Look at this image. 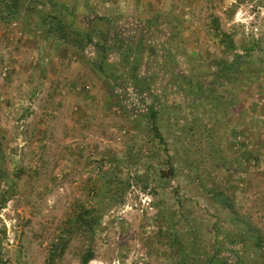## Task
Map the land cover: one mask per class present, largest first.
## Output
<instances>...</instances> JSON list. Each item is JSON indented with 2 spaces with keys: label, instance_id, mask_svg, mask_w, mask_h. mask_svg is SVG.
<instances>
[{
  "label": "rangeland",
  "instance_id": "374dc122",
  "mask_svg": "<svg viewBox=\"0 0 264 264\" xmlns=\"http://www.w3.org/2000/svg\"><path fill=\"white\" fill-rule=\"evenodd\" d=\"M12 2L0 264H264V0Z\"/></svg>",
  "mask_w": 264,
  "mask_h": 264
},
{
  "label": "trees",
  "instance_id": "16d2710c",
  "mask_svg": "<svg viewBox=\"0 0 264 264\" xmlns=\"http://www.w3.org/2000/svg\"><path fill=\"white\" fill-rule=\"evenodd\" d=\"M14 3L12 6L9 5V6H6V9H8L9 7H13L15 9H17V2H12L11 0V4ZM15 9L11 11V13H13V11H15ZM3 10H1L0 13H2ZM13 15V14H12ZM7 17H10L11 14H10V10L8 11V15H6ZM59 37L61 39H63L65 41V39H67V35L64 33V32H61L59 34ZM90 41V39H89ZM242 57V54H237L236 57L234 58L235 60L234 61H237L239 58ZM231 70V68H222V72L224 73H229V71ZM135 84H136V87L138 89V93L140 95V99H141V102L143 104V109H142V113L146 115V117L148 118L149 122L151 123V128H152V131H153V135L155 136L156 139H158V141L160 143H163V136L159 133L158 131V127H157V124H156V119H157V115L159 114L158 110L156 109H150L149 107V104H148V100L149 99V90H148V85L146 83V79L145 78H140L138 76H135ZM222 202L225 203L227 205V199L224 198L222 199ZM88 217V211L83 214V213H80L78 215L79 217V220H80V226H84L85 223L89 222V220L87 219ZM87 225V224H86ZM93 257V251L90 249L88 251H86V254L84 255L83 257V260L82 262L84 264H87L88 261ZM51 259H53V257H51Z\"/></svg>",
  "mask_w": 264,
  "mask_h": 264
}]
</instances>
